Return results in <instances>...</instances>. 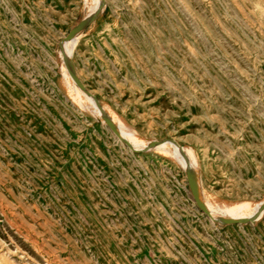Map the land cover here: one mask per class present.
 Returning a JSON list of instances; mask_svg holds the SVG:
<instances>
[{
	"label": "rangeland",
	"instance_id": "rangeland-1",
	"mask_svg": "<svg viewBox=\"0 0 264 264\" xmlns=\"http://www.w3.org/2000/svg\"><path fill=\"white\" fill-rule=\"evenodd\" d=\"M96 1L0 0V264H264V0Z\"/></svg>",
	"mask_w": 264,
	"mask_h": 264
},
{
	"label": "water",
	"instance_id": "water-1",
	"mask_svg": "<svg viewBox=\"0 0 264 264\" xmlns=\"http://www.w3.org/2000/svg\"><path fill=\"white\" fill-rule=\"evenodd\" d=\"M92 19V15L82 19L77 25H75L70 31L69 33L66 35V39L72 38L73 36H75L76 33H78L90 20ZM75 79L77 81V83L85 89V86L83 84V82L77 77L75 76ZM105 121L106 123L120 136V131L118 126L116 125V123L113 121V119L108 116V115H104ZM122 139H124L133 149H139L137 147H134L133 144L130 142V140H128L127 138L121 137ZM187 176H188V181H189V185L191 188V191L194 195V199L196 201V203L210 216L213 217V214L211 212V210L209 209L208 205L205 203V201L202 200L201 198V192H200V188H199V183L197 181V179L195 178L194 174L191 172V170H187ZM263 207H264V203H263ZM212 219H216L219 220V218L213 217ZM252 219V217H233V216H229V217H220V221H225V222H242V221H247Z\"/></svg>",
	"mask_w": 264,
	"mask_h": 264
},
{
	"label": "bare ground",
	"instance_id": "bare-ground-1",
	"mask_svg": "<svg viewBox=\"0 0 264 264\" xmlns=\"http://www.w3.org/2000/svg\"><path fill=\"white\" fill-rule=\"evenodd\" d=\"M97 3H99L100 2V0H97L96 1ZM97 6H98V4H97ZM96 6V7H97ZM74 37V36H73ZM72 37V38H73ZM69 39H71V38H69ZM69 39H67V40H69ZM74 39V38H73ZM65 41V40H64ZM64 41H63V43H64ZM65 49V48H64ZM71 72H72V74L75 72H73V70H71ZM69 78H71V74H70V76H68ZM71 80H72V78H71ZM84 104H86V105H88V106H90L91 105V103H90V101L88 100V99H84ZM90 108L96 113V114H98V115H100L101 114V110H100V108L98 107V105L96 104V106H93V105H91L90 106ZM123 133V132H122ZM124 135V134H123ZM124 138H126V136L124 135ZM164 144H166L165 145V147L167 148V149H169L171 152H173L177 157H178V159H180V149L173 143V142H171V141H167V142H164L163 144H161L160 146H163ZM181 159H182V162H183V165H188V166H191L193 169H194V166H193V164H191L190 163V161H188V159H187V157L186 156H184V155H182L181 154ZM213 214V213H212ZM214 216V215H213ZM215 217H217V216H215Z\"/></svg>",
	"mask_w": 264,
	"mask_h": 264
}]
</instances>
